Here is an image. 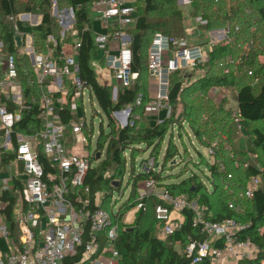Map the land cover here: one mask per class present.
Here are the masks:
<instances>
[{"label": "built area", "instance_id": "2783aa9c", "mask_svg": "<svg viewBox=\"0 0 264 264\" xmlns=\"http://www.w3.org/2000/svg\"><path fill=\"white\" fill-rule=\"evenodd\" d=\"M92 6L93 21L97 19L102 27L101 32L95 31L94 44L97 54H101L93 63L96 80L101 87L112 88L116 101L119 91L131 88L138 79V74L131 71L129 33L136 25L137 7L133 0H92ZM52 15L60 36L57 40L50 35L45 48H37L31 35L17 34L20 46L15 40L18 54L14 55L0 41V241L4 245L0 264H67L68 261L69 264H123L117 248L119 207L114 204L110 211L103 209L102 196L92 198L86 184L95 165L91 159L94 151L87 149L95 132L93 129V135L89 136L91 127L80 116L77 106L86 94L91 96V91L80 78L78 57L82 41L75 29V11L61 10L53 1ZM34 16L23 14L18 20L39 27L42 17ZM195 20L206 25L200 17ZM12 21L15 22L14 18ZM15 30L18 31L17 27ZM208 34L212 38L208 51L201 45H192L186 37L155 34L148 57V70L155 81L148 89L147 110H168L170 115L171 76L183 74L182 87L194 80L189 76L195 72L203 70L205 76L211 48L217 42L231 39L232 28L228 25ZM219 35L221 40L214 41ZM228 74L229 70H225L224 75ZM230 94L234 93L227 87H213L208 97L216 103L227 102ZM144 99L139 95L134 106H142ZM35 106L39 128L22 132L19 125ZM66 110L73 116L67 122L62 117ZM233 110L234 123L240 124L237 104ZM132 117L133 105L113 112L116 130L132 124ZM219 142L216 140L206 148L210 158H215ZM45 162L49 165L48 172ZM248 167V164L242 166L244 170ZM160 171V162L148 157L137 166L136 175ZM220 172H225L222 164ZM231 178L229 175L228 179ZM262 184V176L258 175L251 177L238 195L230 191L233 196L228 209L244 215L242 202L252 201ZM136 187L137 209L142 208L144 200L158 202L154 218L164 236L169 238L181 231L186 216H191L194 235L186 237L185 245L190 264H257L260 249L241 235L248 225L234 219L211 221L208 218L212 214L199 200H191L189 195H174L160 188L153 177ZM8 193L13 200L6 197ZM12 203L8 218L6 210Z\"/></svg>", "mask_w": 264, "mask_h": 264}, {"label": "trees", "instance_id": "16d2710c", "mask_svg": "<svg viewBox=\"0 0 264 264\" xmlns=\"http://www.w3.org/2000/svg\"><path fill=\"white\" fill-rule=\"evenodd\" d=\"M53 1L57 2L61 10L73 8L75 11V29L79 31L82 41L78 57L80 78L90 88L92 100L98 102L109 118L108 132L103 130L101 124V132L91 158L95 165L89 172L86 184L91 189L92 198L98 194L102 196L101 207L108 211L112 193L122 191L126 177L127 187H131L130 196L119 207L117 215L120 222L117 248L123 264H190L185 256L186 237L194 235L190 215L186 216V223L181 231L167 241H160L156 233L161 231V225L154 218V208L158 202L154 199L144 200L141 203L142 208L133 218V231L128 232L130 227H125L128 224V213L139 205L136 186L150 177L157 180L160 188L167 189L174 195H189L191 200H199L201 205L207 207L208 213L212 214L208 218L211 221L234 219L248 225L241 234L242 239L250 240L260 249V258L256 263L264 261V182L254 199L245 202L244 215H237L228 209V201L232 200L234 194L241 192V188H244L251 177L263 175L252 164L246 170L237 167V162L230 158V152L226 150L243 134L242 128L251 125L254 129L249 133L252 141L249 149L257 158L259 151L264 152V131L255 128L264 123V0H187L192 6V17H200L206 21V25H200L201 28L208 33L223 30L230 25L231 39L213 45L203 79L193 80L186 87H182L183 74L172 75L169 105L173 115L163 124L139 130H136L138 120L144 114L149 101L148 57L153 37L157 33L173 38L185 37L184 17L177 0H133L137 7V21L129 32L133 55L131 71L138 74V79L131 88L120 90L116 101L113 100L112 88L101 87L94 72L93 63L96 61L97 50L94 44L92 0H0V41L5 43L8 53L15 55L18 54L15 45L17 34L31 35L39 49L47 46L50 35L58 40L60 29L52 15ZM23 14L41 16L42 24L39 27H30L27 23L20 22L18 17ZM26 66L29 68V63ZM225 70H229L228 75H224ZM213 87H227L234 93L240 124L234 123V110L228 106V102L216 103L208 97ZM139 95H143L145 99L144 104L137 107L134 104ZM132 105V124L123 130H116L112 113ZM178 107L181 109L179 113L176 112ZM37 112L35 106L25 116L19 125L22 132L29 133L32 128H39ZM62 117L65 122L73 118L69 116V110ZM174 128H177L179 137L182 131L189 129L194 139L205 149L219 140L218 150L224 156L219 157L217 150L215 162H203L200 168L194 165L201 174L193 171L189 177L184 178L189 170H183L187 172L173 175L171 171L174 170V165L177 164L178 167L185 163L183 152H186L184 148L181 153L177 146ZM91 135L93 128L89 136ZM87 149L91 150V139ZM162 151L164 153L160 173L136 175L135 161L139 154H148V157H154L158 163ZM127 153L131 161L126 158ZM180 157H183V161L179 160ZM43 164L46 171H50L48 163ZM221 164L225 172H220ZM229 175L232 176L231 179H228ZM181 178L184 180L180 181ZM116 182L119 185L117 188ZM232 190L233 195H230ZM6 197L13 200L11 193L6 194ZM12 206L13 203L6 210L8 218H11Z\"/></svg>", "mask_w": 264, "mask_h": 264}, {"label": "rangeland", "instance_id": "374dc122", "mask_svg": "<svg viewBox=\"0 0 264 264\" xmlns=\"http://www.w3.org/2000/svg\"><path fill=\"white\" fill-rule=\"evenodd\" d=\"M177 3L181 7V11L184 17V32L186 39L192 44V45H201L205 50H209L210 43H211V36L200 27L199 23L192 17V6L190 3H187L185 1L177 0ZM198 18V17H197ZM99 27V26H97ZM98 31L99 28H97ZM254 30V29H253ZM221 35L218 37H214V41L221 40ZM204 78V71L202 72H195L192 74V79L194 80H201ZM231 95V94H230ZM229 95V96H230ZM234 94L231 95V97L228 99V106L232 109L236 108V103L233 98ZM77 106L79 108L80 116L85 118L87 125L94 129L95 132V138L92 141L91 144V151L95 150L96 147V141L98 138L99 133L101 132V124L103 127V130L105 132H108V126H109V118L103 113L101 110L98 102L96 100H92L91 96L89 94H86L83 101L79 100L77 102ZM82 110L84 111V116H82ZM180 108L178 107L176 109V112H180ZM169 112L168 110H166ZM166 111H154L150 109H145L144 114L138 120L136 130L143 129L146 127H153L155 125L163 124L166 122L171 116L173 115L172 112L170 115L167 114ZM94 124V126H93ZM253 126H244L242 128L243 134H240L239 137L233 142L232 146H229L226 148L230 152V158L234 160L237 167H242L244 164L248 165H254L256 168L261 172L263 175L262 181L264 182V152L259 151V158H257V155L254 154L250 149L249 146L252 144L251 138H250V131L254 129ZM256 129H259L260 131H264V123H260L255 127ZM189 129L186 128V131H182L181 137L177 135V128L173 129L174 137L176 138L175 142L177 146L180 148L181 153L183 152L184 148H186V152H183L184 156V164H181L177 167V164L174 165V170L171 171L173 175H180L181 173L187 172L183 170H189V173L184 176V178L189 177L191 175V172L195 171L197 174H201L200 171H197L195 167L200 168V164L203 162H210L213 163L216 161L215 158H210L207 154V151L205 148L201 147L198 142L194 139L193 135L191 134ZM179 137V138H178ZM167 142V140L165 141ZM165 147V145H164ZM163 147V149H165ZM164 151H162L159 162L161 163L162 157H163ZM217 155L224 156V153L220 150H218ZM229 156V155H228ZM126 158L128 161H131L129 153H127ZM148 158V154L143 155L139 154V156L136 158L135 165L139 166L142 161L146 160ZM130 159V160H129ZM180 161H183V157H180ZM178 160V163L180 161ZM198 164V165H197ZM223 164V163H222ZM195 165V167H194ZM131 166V164H130ZM177 167V168H176ZM186 167V168H183ZM205 170V168L203 167ZM184 178H181L180 181L184 180ZM131 187H127V177L124 180V184L122 187L121 192H113L112 199L109 200V204L112 206L116 204L118 207H120L130 196ZM242 206H244V210L246 208V204L243 201ZM139 209H135L132 212L128 213L127 221L128 224L125 225V227H130L129 230H132L134 228V216L137 215V212ZM151 221V220H150ZM133 231V230H132ZM157 238L160 241H167L168 237L164 236L161 231L159 230L156 233Z\"/></svg>", "mask_w": 264, "mask_h": 264}, {"label": "crops", "instance_id": "0c3cea01", "mask_svg": "<svg viewBox=\"0 0 264 264\" xmlns=\"http://www.w3.org/2000/svg\"><path fill=\"white\" fill-rule=\"evenodd\" d=\"M33 16H34V15H33ZM34 17L37 18V16H34ZM36 18H34V19L36 20ZM39 18H40V17H39ZM93 26H94V27H93V28H94V32H95V31H98L97 28H99L100 32L102 31L101 23H100L99 21H97V19L94 21ZM97 26H99V27H97ZM97 55H98V58L101 57V54H100V53H98ZM154 81H155V80H154L153 78H151V76H150V77H149V86H148V89H149L150 85H152V83H153ZM2 250H4V245H3V243L0 241V251H2Z\"/></svg>", "mask_w": 264, "mask_h": 264}, {"label": "water", "instance_id": "95a60500", "mask_svg": "<svg viewBox=\"0 0 264 264\" xmlns=\"http://www.w3.org/2000/svg\"><path fill=\"white\" fill-rule=\"evenodd\" d=\"M181 1H185V2H188L187 0H181ZM17 43H18V45L20 46V38H17ZM99 155L97 156V159H99ZM115 186H116V188L119 186L118 184H115ZM132 230H128V232H131Z\"/></svg>", "mask_w": 264, "mask_h": 264}]
</instances>
